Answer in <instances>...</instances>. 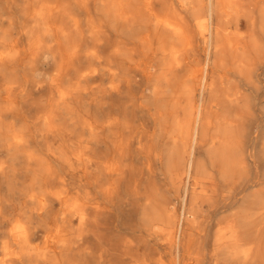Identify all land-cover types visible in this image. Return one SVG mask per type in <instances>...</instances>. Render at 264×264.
I'll return each mask as SVG.
<instances>
[{
    "label": "bare ground",
    "instance_id": "1",
    "mask_svg": "<svg viewBox=\"0 0 264 264\" xmlns=\"http://www.w3.org/2000/svg\"><path fill=\"white\" fill-rule=\"evenodd\" d=\"M248 89L264 0H0V264H264Z\"/></svg>",
    "mask_w": 264,
    "mask_h": 264
},
{
    "label": "rangeland",
    "instance_id": "2",
    "mask_svg": "<svg viewBox=\"0 0 264 264\" xmlns=\"http://www.w3.org/2000/svg\"><path fill=\"white\" fill-rule=\"evenodd\" d=\"M16 31H17V29H16ZM245 89H246V87H245ZM46 93H47V90L39 89L36 92L35 96H39V94H43L44 95ZM245 94L248 95L249 97H251L250 99H254L251 113H252V115L254 117L259 118L260 117V113L262 111H264V109H263L264 108L263 107L264 105H260V102L264 101V94H263V92L260 91L259 93H256L255 91L248 89L247 91H245ZM20 128H21V125L17 129H20ZM74 137H75V135H74ZM243 140L245 141V144H246V151H248V149L250 148L249 149V152L250 153H254L255 150H256V145H257L255 139L253 140L252 136L249 137V135H247ZM32 146L35 148V150H37V153L38 154H41V153L45 152V150H46L45 149V146L41 145L40 143L34 144ZM58 209H60V207H58ZM73 225L74 226H77V222L74 221L73 222ZM41 240L42 239L37 240L34 244L35 245H40L41 244ZM1 258H3V255H0V259Z\"/></svg>",
    "mask_w": 264,
    "mask_h": 264
}]
</instances>
